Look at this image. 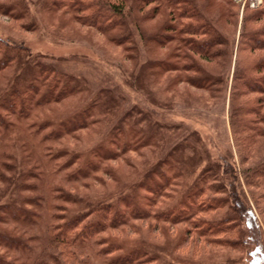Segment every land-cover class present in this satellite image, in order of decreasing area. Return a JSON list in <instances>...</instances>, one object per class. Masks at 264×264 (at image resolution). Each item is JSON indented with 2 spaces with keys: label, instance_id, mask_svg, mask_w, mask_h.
Returning <instances> with one entry per match:
<instances>
[{
  "label": "rangeland",
  "instance_id": "obj_1",
  "mask_svg": "<svg viewBox=\"0 0 264 264\" xmlns=\"http://www.w3.org/2000/svg\"><path fill=\"white\" fill-rule=\"evenodd\" d=\"M194 1L221 29L223 39L227 41V55L226 58L221 56L208 60L200 59L195 53L192 57L201 62L200 68L207 73L222 76L224 90L212 92L196 87L186 77L183 78L186 73L194 75L195 71L182 69L188 59L179 42L177 31L181 24L178 20L172 19V23L165 25L167 32L163 29L170 18L166 4L158 6L155 11L150 9L151 12L146 15L132 11L140 19L138 24L125 15L126 22H129V33L126 34L128 39L121 42L111 40L113 30L105 33L80 21L70 11V0H63L62 7L50 10L31 6L28 14L23 13L21 8L6 14L4 10V13L0 11L1 38L21 41L31 54H39L45 62L71 74L80 85L81 92L66 95L39 109L37 115L33 114L37 118L35 123L66 120L74 111L87 106L89 101L90 104L97 95L109 94L112 99L105 106L101 105L103 103L97 104V112L91 118H86L87 126L77 129L76 134H63L49 145L48 152L55 154L57 164L61 166L62 173H67V177L74 167L87 160H91L97 169L76 181L65 183L51 178L53 184L40 186L39 189H49V185H52L49 192L54 197L52 204L55 206H49V211L40 209L41 220L37 228V225L22 223L21 226L12 221L0 223L4 228L2 230L27 245L26 249L20 251L29 260L31 257L28 256H32V253L25 251L32 250L36 240L37 243L43 242L46 236L44 241L48 246L52 230L50 226L62 221L54 217H81L82 223H86L88 217L85 216L91 211L96 212L94 209L98 203L107 201L127 219L124 223L109 225L112 227L105 228L99 237L109 236L115 240L120 247L117 253L121 255L141 249L147 256L138 259L159 257L157 262L141 264H244V253L240 250L207 242L197 234V216L193 212L198 201H192L185 195L187 190L194 188L198 174L205 168L211 172L219 169L220 174L231 166L237 171L245 196L243 198L249 203L262 228L264 243V188L249 181L247 184L243 175L246 168L252 170L264 164V122L256 118V129L250 131L242 128L238 132L229 124V89L242 18L254 9L263 8L264 11V0H233L238 13L236 24L231 17L225 16L231 4L224 0ZM13 2L0 0L3 5L12 6ZM155 4L157 0L147 1L144 4L145 12ZM18 13L20 20L15 18ZM125 13L128 15L127 9ZM262 15L260 21H249L247 26L257 29L260 23L264 28V12ZM247 42L251 43L252 40L248 39ZM239 54L247 63L264 55V50L251 49ZM148 62L155 65L146 67ZM11 71L13 69L0 73L1 89ZM242 99L234 97L233 100L237 102ZM252 116L249 115L253 122ZM255 116L258 117V114ZM9 118L14 121L13 125L7 129L0 128V151L7 153H0V161L12 165L15 176L32 165L31 157L26 158L28 153H41L44 150L35 144L42 133H35L24 124H16L13 116ZM260 127L263 131H259ZM45 152L48 153L47 150ZM63 154L62 157L56 156ZM181 155L186 161L177 160ZM164 160L167 162L163 163ZM63 161L66 162L65 167ZM169 161H178L180 175H175L178 174L175 168L177 164L173 163L172 168L167 164ZM39 171L44 173L41 165ZM4 172L11 177L14 171L4 169ZM43 180L46 181V176ZM9 183L0 181V204L10 198L8 195L13 187ZM63 183L65 188H61ZM61 191L69 195L71 201L60 199ZM56 206L59 209L54 208ZM26 207L34 208L29 204ZM171 208L177 211L166 215ZM34 209L39 212V208ZM211 215L220 216L218 212ZM106 217L109 220L110 216ZM26 228L29 232H26ZM38 237L42 240H38ZM0 252L9 258L15 253L4 252L2 248ZM78 252L76 264H89L91 258L86 251L79 247ZM129 262L137 264L136 260Z\"/></svg>",
  "mask_w": 264,
  "mask_h": 264
},
{
  "label": "trees",
  "instance_id": "obj_2",
  "mask_svg": "<svg viewBox=\"0 0 264 264\" xmlns=\"http://www.w3.org/2000/svg\"><path fill=\"white\" fill-rule=\"evenodd\" d=\"M147 1L150 0H70L69 8L71 13L75 14L83 23L93 25L99 31L105 33L113 30L114 33L110 35L111 40L121 42L128 39L126 34L129 33V22H126L125 15L130 17L131 22L138 24L140 19L134 13L132 14V11L135 12L136 10L142 12V15L144 13L146 15L151 10L155 11L158 6L163 7L166 4V7H169L167 14L170 18L164 23L163 29L168 30L165 25L168 26L169 23H172V19L178 20L181 24H179L180 28L177 31L179 42L184 49L185 58L188 59L187 65L185 67L182 65V69L195 71L194 75H187L185 72L186 75L183 78L186 77L187 81L196 87H202L212 92L224 90L222 76L207 73L203 68H200L201 62L196 57H192L195 53L202 60L221 56L226 58V38L223 39L221 29L213 23L210 16L204 14L194 0H157V4L148 8V11L145 12L144 4ZM224 1L231 4L228 8V14H225V16L231 17L234 24H236L238 13L233 0ZM63 4V0H40L39 2L16 0L12 4L13 7L0 3V11L3 12L2 10H4L6 14L10 10L13 12L17 11L16 8H21L20 10L23 13L28 14L31 6L50 10L55 7L60 8ZM176 5L178 7L174 8ZM73 8L76 10L74 11ZM126 9L128 15L125 13ZM262 9L257 11L254 9L255 11L252 10L243 15L241 22L243 25L236 44V62L234 63L235 67L229 89V124L235 132L242 130V128L250 131L256 129L255 121L257 119L262 123L264 122V55L261 54L257 59L246 63L244 57L239 54L240 51L251 49L264 50L263 26L260 23L257 29L247 26L249 21H260L262 19V13L264 12ZM219 15L221 16V13ZM15 18L21 19L19 13ZM169 29L172 30L171 27ZM248 39H251L252 42H247ZM153 65H155L153 62L151 64L146 63V67ZM7 69H13V71L9 74L10 76L6 77L7 82L2 89L0 88V128L7 129L12 126L14 121H11L12 119L9 117L13 116L16 124H24L27 129H33V132L42 133L40 140L35 141V144L44 152L28 153L26 158L31 157L32 165L28 170L25 169L15 176L16 171L11 170L14 169L12 165L4 160L0 161V181L3 183L11 182L9 184L13 187L8 195L10 198L5 199L0 204V223L12 221V223L21 226L23 224L27 226L37 225V228L39 226L38 222L41 220L40 209L49 211V206H55L52 204L54 197L49 192L52 185H49V189L46 187L39 189L40 186L53 184L50 181L51 178L65 183L76 181L89 176L97 169L96 166L92 165L91 160H87L74 167V171L69 173L67 177V173H62L61 166L57 164L58 159L55 158V154L48 152L52 142L63 134L73 133L77 129L87 126L86 118L89 116L91 118V115L95 111L97 112V104L103 103L101 105L105 106L112 99L109 94L97 95L91 100L93 105L89 104V101L87 106L84 105L78 112L74 111L69 117L67 116L66 120L57 122L46 120L35 123L37 118L33 114L37 115L39 109L51 105L52 102L66 95H75L81 92L78 81L71 74L63 72L49 62H45L39 54H31L21 41L15 42V40H6L0 37V73ZM234 97H242L243 99L234 102ZM257 114L258 117L255 116ZM249 115H254V117L252 116L253 122L250 121ZM250 124L252 126H248ZM259 131H263V128L260 127ZM101 148L105 150L102 145ZM0 153L7 154L6 151H0ZM56 156L62 157L64 154ZM177 160L186 161L182 155ZM164 162L167 161L164 160ZM176 162L169 161L167 164L171 165L172 168L173 163L177 164L175 168L178 169L180 166ZM40 165L41 169H44V173L39 171ZM63 166H66L64 161ZM37 168L39 170L36 172ZM4 169L14 171L13 176L10 177L5 174ZM218 172L219 169L217 172H211L210 169L205 168L204 171L198 174L194 188H190L185 192L189 199L198 201L197 206L195 205L197 207L196 211L193 212L197 216L195 221L197 234L207 239V242L240 250L244 253V264H264L262 228L258 224L249 203L243 198V190L237 171L234 166H231L230 169H223L220 174ZM177 173L175 175H180L181 171L178 169ZM243 173L247 184H249V181L250 183H256L259 187L262 185L264 188V164L252 170L246 168ZM44 176H46V181L43 180ZM220 182L221 184L218 185ZM61 188H65L64 183ZM28 192L33 194L29 195ZM204 193L206 195L203 196ZM59 198H62L64 202L71 201L70 196L65 195L62 191ZM26 204L39 208V212L34 208V210L27 208ZM183 207L186 208L187 206L184 204ZM54 208L59 209L57 206ZM94 210L96 212L91 211L85 216L88 217L86 223H82L83 219L81 217H54L56 220L62 221L50 226L52 230L48 246L46 247L47 243L44 241L46 236L43 238V242L39 241L38 243L34 238L36 246H33L32 250L25 251L32 253V256H28L31 257V260L26 258L24 252L20 251L26 249L27 245L23 244L19 238L12 236L11 233L2 230L4 228L0 226V248L4 252H15V255H11V258L8 255L3 256L0 252V264H76L78 260L76 261L75 257L79 253V247H82L90 256L91 260L87 257L90 260L89 264H129V261L134 260L137 261V264L157 262L158 256L149 259H138V257L147 256L146 252L141 249L132 250L125 255H121L120 252L117 253L120 247L116 241L110 239L109 236L107 238L99 237V234L105 228L112 227L109 225L124 223L127 218L117 210V207L107 201L101 204L98 203ZM56 211L58 212V210ZM175 211H177L175 208H171L166 215ZM213 212H218L220 216L211 215ZM91 213H93V216L90 217ZM199 213L200 215H198ZM106 215L110 216L109 220ZM25 230L29 232L27 228ZM36 232L39 234L38 231ZM38 240L42 239L38 237ZM142 251H144L143 254H141Z\"/></svg>",
  "mask_w": 264,
  "mask_h": 264
}]
</instances>
